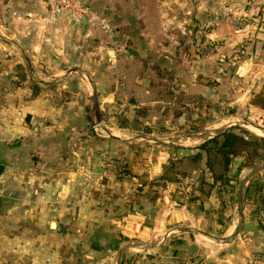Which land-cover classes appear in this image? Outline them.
I'll return each mask as SVG.
<instances>
[{"label":"crops","instance_id":"1","mask_svg":"<svg viewBox=\"0 0 264 264\" xmlns=\"http://www.w3.org/2000/svg\"><path fill=\"white\" fill-rule=\"evenodd\" d=\"M83 1L113 26L114 35L99 42L101 28L87 18L75 24L64 17L51 21L44 0H0V163L4 164L0 203L14 189L26 188L30 197L28 204L12 206L26 208L23 221L2 214L0 242L11 245L0 249V264H69V259L90 263L82 247L107 241L116 243L117 264L134 263L137 256L127 251L132 247L118 236L138 228L141 233L150 232L143 236L148 240L140 243L146 247L138 244L146 251L143 258L154 250L157 255L148 264H165L163 251L169 240L172 254L168 264H249V249L258 247L264 252V240L255 241L259 230L248 234L244 230L243 238L251 243L236 234L242 218L247 228L244 203L250 176L243 186L242 170L234 177L235 170L215 172L208 167L200 146L212 138L206 135L209 127L194 133L195 141L184 145L185 151L174 149L180 145L174 136L161 142L169 148L156 157L162 169L168 160L191 167L177 170L171 179L162 177L163 170L154 166L149 182L162 177L166 185L149 193L147 181L139 183L141 189L127 182L129 177L133 181L144 177L140 169L130 176L126 167H132L130 159L136 155L131 142L121 146L95 132L88 110L89 86L74 80L76 73L64 82L55 77L73 67L92 78H106L94 81L99 102L110 101L117 90L130 84L124 78H132L131 72L139 64L138 85L151 67L138 62L139 56L143 60L142 50L126 46L130 36L156 35L160 39L157 64L172 68L177 95L183 91L187 98L207 102L192 105V114L210 113L211 77L220 79L229 62L251 66L264 54V12L254 15L264 0ZM80 38L84 43L77 42ZM86 40L91 42L89 48L84 46ZM90 51L96 56H88ZM41 68L54 69L53 73L46 69L49 80L38 78V73L45 72ZM146 91L148 95L154 90L149 87ZM220 92V99L225 98V92ZM173 105L175 114L179 113V101ZM113 146L122 147L117 151L123 155L116 150V157L110 155L108 148ZM141 155L139 168L147 165V151ZM113 157L118 165L122 157L124 170L113 163ZM52 215L63 219L49 221ZM21 227L25 229L21 231ZM223 238L230 241L220 242ZM65 247L81 254L69 256Z\"/></svg>","mask_w":264,"mask_h":264},{"label":"rangeland","instance_id":"2","mask_svg":"<svg viewBox=\"0 0 264 264\" xmlns=\"http://www.w3.org/2000/svg\"><path fill=\"white\" fill-rule=\"evenodd\" d=\"M261 12H264V8L262 7H260V15ZM109 35L110 34L101 29V33H98V36H100L98 37L100 39H98L99 42L101 39H108L110 37ZM112 38H116V35L112 36ZM82 40L83 39L80 38L77 42L80 44L84 43ZM85 42V48H89L91 42H89V40H86ZM159 42L160 39H157L156 35L140 36L137 34H132L129 41L126 43V46H131V48H135L139 51L142 50L141 56L143 60L140 56L137 58L139 59L138 62H142L144 66L147 64L151 65V67L149 66L150 68L147 76L141 78L143 80L141 81L140 85H138L137 80L139 81V79L135 77L138 72L137 69L141 68V64H139L138 68L131 72L132 78H124V81L127 79L130 80V84H127V87L117 90L112 100L101 103L99 102L102 114V122L100 125L97 124V117L93 110L91 97V101L88 105V110L92 118L91 123H93L95 132H98L100 135L99 138L113 140V142L121 144V146H128V144L131 142V145H129L130 149H132L136 155L133 156V159H130L132 167H129V164H126V167H128L127 169L130 173V176H135V172H138L140 169L143 172L144 177L140 176L141 180L134 181L131 177H129L127 182L135 186L137 189H141L143 187H140L139 183L142 181H147L149 193H155L156 191L159 192L161 186L164 184L166 185V182L162 180V177L167 176L173 179L177 170L187 171L191 167L190 163L184 164V166L180 167L181 164L178 161L175 163L173 161L171 164V162L168 160L165 161L163 164V166L165 165V168L162 169L160 166L161 163L156 160V157L157 155L169 150V148L161 145V142L167 139L170 140V138L174 136V140L180 144L174 149L185 151L184 149L187 147L184 145H193L192 142L195 141V138H192L193 134L203 131L204 126L209 127V129L206 130V135H210L212 137L219 135L221 136V134H224L226 131H232L236 134L244 136L249 140V143L244 145V149L247 151V153H240L234 163H231L232 166L230 165L229 167L228 171L231 172V170H235L234 177L238 175L241 170L244 173H248L257 167L264 166V109L251 102V100L255 98V94H257L264 86V54L260 53V55L257 57L256 63L251 66H248V64L233 65L232 62H229L226 67L222 68V76H220V79H214L215 77L212 76V79L210 80L212 97L208 100L210 113L196 115L191 113L193 111L192 105L198 106L199 103L202 105L207 104V102L201 99L193 100L192 98H187L186 95H183L185 94L183 91H180L181 93L178 94L179 98L176 97L178 96L176 91L179 88L177 83H173L174 78H172L171 74L172 68L170 66L161 67L157 64L158 61L156 59V52L157 48H160ZM86 53L87 52H85V55H87ZM167 54H170V51H168ZM89 55L96 56L95 54L91 53V51L88 53V56ZM41 69H43L45 72L38 73V78L49 80L51 76L49 77L45 74L47 71L46 69H49L50 73H53L52 70L54 69ZM74 76L77 77L74 78V80L81 79L87 84V86H89L87 81L81 78L79 74L76 73ZM93 79L106 80V78ZM64 80L61 82H64ZM148 80H150V82ZM105 83L107 84V81H105ZM138 86L141 87V93L139 92ZM149 87H151V89L154 91L147 95L146 90ZM106 88L109 92L110 87H107L106 85ZM221 90L225 92L226 97L220 99L218 95L222 93L220 92ZM77 91L78 90H74V92ZM244 94L249 98L247 99L245 96L244 98L241 97ZM117 96L123 98V101L117 100L115 98ZM177 100L179 101V113L175 114L176 111L174 112L172 107L175 106L173 103ZM102 104L104 105V109H102ZM114 122H116L117 125L113 124ZM121 127L124 129H121ZM112 134L116 137H113ZM220 140H224V138L220 137ZM181 146L184 147L182 148ZM235 146L240 147L241 144L235 143ZM119 148L121 149L122 147H109V154L116 157L115 150L117 151ZM146 151L148 153L147 165H142L139 168V156H143L141 153L143 154ZM118 152L119 151H117V153ZM123 153L121 154V152H119L121 155H123ZM245 155L246 157H244ZM115 157H113L111 160H113L114 164L118 165V162H114ZM118 159H120L118 167L121 166L122 170H124L122 157ZM154 166L161 168L163 170V174L162 177H160V180L156 181V179H152L150 184V171L153 170ZM118 167L117 171H119ZM214 168L216 171H222V167H219L218 165H215ZM127 169H125V171H127ZM146 170H148V172ZM261 170L262 171H257L255 174L250 176V181L247 185L249 187V192L245 194L246 198L244 203L245 215L248 218L247 228H245V224L243 223L238 234L241 236V238H243L244 230H246V234H248L247 232H255V230H259L260 232L255 233V241L259 240V242L264 240V171L263 169ZM145 176L147 178L146 180ZM156 184L158 185L157 190L155 189ZM14 191L15 192L11 193L10 196L1 197L2 201L0 203V219L4 213L11 215L10 218H18L19 220H24V218H26V215L28 214L26 208H15L12 206L19 203L23 205L28 204L30 202L28 192L26 191V188H19L16 190L14 189ZM9 209H14V211L10 213ZM67 214L68 217H70L69 215L71 213ZM117 217H120V215H117ZM60 219H63V217L52 215L49 221H57ZM12 224L13 223L11 222L8 223V225ZM8 228L9 227L6 229L8 230ZM24 229L25 228L21 227V231ZM1 230L2 228L0 227V234ZM257 233H259V236ZM146 234L150 235V232L148 231V233H141L140 228H138L136 231L133 229V231L125 235V237L121 234H118V238L122 237L121 240L125 244L131 246L132 248L134 247L133 249L130 248L127 251H129V254H131V252L136 254L133 256H137L136 261L138 260V262L140 261L142 263V261L148 260L145 261L146 264H148L150 260L154 261L157 255L154 250L151 251V255H148L150 257L143 258V255L146 254V251L141 247H138V244L148 240L145 239L147 236ZM247 240L250 242L251 239L248 238ZM23 244L24 243H21V246ZM10 245V243L0 242V249L2 247H9ZM115 245L116 243L114 244V242L111 241L98 244L93 243L92 246L87 244L85 247H82L81 252L84 255L88 254L90 256V263H83L81 261H76L75 259H69V264H117L116 262L119 252H114L116 249ZM171 245L172 242L169 240L167 241V245L164 246V248H167V250L164 249L163 251V255H165L163 259L165 264H168L171 261ZM247 245L251 246L250 244ZM244 246L246 251V248L248 247L246 244ZM65 250H68L69 256L74 255L76 258L81 254L73 247L71 249L69 247L68 249L65 247ZM249 251V264H254L255 259H264V252L262 249L253 247L251 250L249 249ZM136 261L132 263L130 260H128L127 264H141Z\"/></svg>","mask_w":264,"mask_h":264},{"label":"trees","instance_id":"3","mask_svg":"<svg viewBox=\"0 0 264 264\" xmlns=\"http://www.w3.org/2000/svg\"><path fill=\"white\" fill-rule=\"evenodd\" d=\"M21 78H23V75H21ZM37 91L38 88L36 86L35 93ZM251 102L264 109V86L257 94H255V98H253ZM220 137H223L224 140H220ZM235 143H240L241 146L237 147L235 146ZM248 143L249 140L244 136L232 131H226L224 134H221V136L219 135L207 140L200 146V148L206 152L207 165L211 170L216 172L214 167L215 165H218L219 167H222L221 172H228L233 159L239 156L242 152L247 153L244 149V145H247ZM199 156L200 155L197 154V157ZM244 157H246V155Z\"/></svg>","mask_w":264,"mask_h":264},{"label":"built area","instance_id":"4","mask_svg":"<svg viewBox=\"0 0 264 264\" xmlns=\"http://www.w3.org/2000/svg\"><path fill=\"white\" fill-rule=\"evenodd\" d=\"M44 4L51 21L62 17L76 21L87 18L95 27L103 29L110 35L114 33L113 26L83 0H44ZM260 7L254 12V15L260 16ZM254 264H264V259H255Z\"/></svg>","mask_w":264,"mask_h":264},{"label":"water","instance_id":"5","mask_svg":"<svg viewBox=\"0 0 264 264\" xmlns=\"http://www.w3.org/2000/svg\"><path fill=\"white\" fill-rule=\"evenodd\" d=\"M71 23L75 24L76 20L72 19ZM129 52L132 54H136V52L133 49H130ZM75 73L79 74L81 78H83L87 81V83H88V85L92 91V96H91L92 106H93V110H94L96 117H97V124L100 125V123L102 122V114H101V110H100L99 96H98L96 83H95L94 79L90 76V74L88 72H86L85 70H81L79 68H70V69L66 70L62 75L56 76L55 79L62 81L68 75L75 74ZM112 136L116 137L113 134H112ZM255 169L261 170V169H264V166L257 167ZM3 170H4V164L0 163V175H2ZM243 223H244V220L242 218L241 224H239V226L237 227L236 234H238L240 232L241 227H242L241 225ZM54 224L55 223H52L53 226H54ZM229 241H230V238L220 239V242H229ZM140 246L146 247V245H144V244H140Z\"/></svg>","mask_w":264,"mask_h":264},{"label":"bare ground","instance_id":"6","mask_svg":"<svg viewBox=\"0 0 264 264\" xmlns=\"http://www.w3.org/2000/svg\"><path fill=\"white\" fill-rule=\"evenodd\" d=\"M257 171H262V170H252V171H250V172H248V173H245V175L243 176V186H244V181H245V179L247 178V177H249V176H251V175H253V174H255ZM263 171H264V169H263ZM55 225V224H54Z\"/></svg>","mask_w":264,"mask_h":264}]
</instances>
